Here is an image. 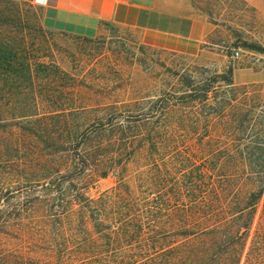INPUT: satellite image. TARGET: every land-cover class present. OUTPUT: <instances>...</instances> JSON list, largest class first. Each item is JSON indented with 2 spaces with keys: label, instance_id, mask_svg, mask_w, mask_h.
I'll list each match as a JSON object with an SVG mask.
<instances>
[{
  "label": "rangeland",
  "instance_id": "1",
  "mask_svg": "<svg viewBox=\"0 0 264 264\" xmlns=\"http://www.w3.org/2000/svg\"><path fill=\"white\" fill-rule=\"evenodd\" d=\"M1 1L7 24L0 36L28 58L34 84L0 83V206L11 221L0 232V253L60 245L59 215L67 204L38 199L46 192L38 184L59 170L65 177L82 148L98 172L118 164L92 179L89 197L121 181L140 185L154 160L180 171L192 165L209 199L212 187L227 188L228 203L260 195L246 253L253 239L264 242V85L243 83L246 72L264 69V12L248 0H190L206 23L204 50L191 57L149 47L122 26L105 25L93 37L50 31L37 0ZM146 118L160 141L158 154L138 145L134 155L107 142L112 134L138 132L130 122ZM188 148L191 164L184 159ZM114 151L121 155L111 160ZM62 175L57 189L72 191Z\"/></svg>",
  "mask_w": 264,
  "mask_h": 264
},
{
  "label": "trees",
  "instance_id": "2",
  "mask_svg": "<svg viewBox=\"0 0 264 264\" xmlns=\"http://www.w3.org/2000/svg\"><path fill=\"white\" fill-rule=\"evenodd\" d=\"M4 15L0 8V27L7 24ZM229 76L232 85V70ZM33 77L32 64L25 54L0 36V83L18 84L24 80L33 86ZM147 118L130 122L138 125V132L117 138L112 134L107 142L119 143L134 155L138 145L144 150L151 146L158 154L160 141L152 136L154 129L149 128ZM106 127L112 129L115 124L98 129ZM79 151V160L65 168V177L62 170L55 172L56 177L66 179L72 191L68 187L66 192L57 189L59 180L54 177L49 181V174L38 184L46 191L38 199L67 204L66 211L59 215L60 245L4 250L0 264H264V242L258 238L253 239L246 253L260 195L252 192L247 197L249 202L228 203L227 188L219 192L212 187L214 197L209 199L202 195L194 166L180 171L178 166L170 169L154 160L148 170L141 172L140 185L121 181L95 199L86 192L92 179L107 177L118 164L114 161L98 172L88 148ZM119 155L114 151L111 160ZM184 159L192 163L189 148ZM5 212L0 206V232L11 223Z\"/></svg>",
  "mask_w": 264,
  "mask_h": 264
},
{
  "label": "crops",
  "instance_id": "3",
  "mask_svg": "<svg viewBox=\"0 0 264 264\" xmlns=\"http://www.w3.org/2000/svg\"><path fill=\"white\" fill-rule=\"evenodd\" d=\"M248 1L264 12V0ZM42 7L50 31L93 37L111 24L138 32L145 45L159 50L191 57L204 50L206 23L190 0H44ZM243 83L264 85V69L256 76L246 72Z\"/></svg>",
  "mask_w": 264,
  "mask_h": 264
},
{
  "label": "built area",
  "instance_id": "4",
  "mask_svg": "<svg viewBox=\"0 0 264 264\" xmlns=\"http://www.w3.org/2000/svg\"><path fill=\"white\" fill-rule=\"evenodd\" d=\"M39 3L43 4L44 0H37ZM240 55V51L236 50L233 54V58H237Z\"/></svg>",
  "mask_w": 264,
  "mask_h": 264
}]
</instances>
